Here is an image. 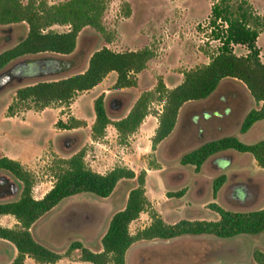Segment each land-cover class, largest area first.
I'll list each match as a JSON object with an SVG mask.
<instances>
[{
	"label": "rangeland",
	"instance_id": "1",
	"mask_svg": "<svg viewBox=\"0 0 264 264\" xmlns=\"http://www.w3.org/2000/svg\"><path fill=\"white\" fill-rule=\"evenodd\" d=\"M62 1L47 0L49 4ZM215 1L106 0L102 23L108 40L106 35L85 26L78 34L72 54L31 57H57L69 62V67L57 72L49 69L44 73L13 78L0 90V156L23 161L24 167L33 173V197L39 198L51 188L57 159L67 158L84 149V160L95 171L103 173L116 165L130 167L136 174L141 169L146 170L145 193L151 208L141 212L130 224L132 233L150 222L149 213L153 210L165 221L175 222L182 218L217 219L218 214L208 207L212 201L230 210L264 208V168L258 166L250 155L237 152L238 157H235L227 152L207 159L199 170L180 162L185 152L210 138L229 133L243 139L239 134L242 115L254 102L247 103L248 91L238 80H225L209 98L186 103L170 136L154 150L151 149L154 133L151 129L144 133L136 130L128 136L126 143H119L117 132L110 124L102 138L94 140L91 137L90 127L95 117L93 100L99 94H104L108 116L118 119L128 112L142 91L154 88L158 79L168 84L177 83L185 70L209 61L219 43L210 36L208 25L210 7ZM248 2L256 13H264V0ZM52 28L63 31L67 26L53 25ZM26 31L27 25L23 22L0 25V51L18 42ZM103 45L117 51L148 46L155 55L137 74L138 82L134 87H113L115 73L111 72L98 88L77 94L72 106L52 104L42 110L28 109L7 115V106L17 87L82 71L87 66L89 55ZM256 45L264 61V28L256 39ZM233 49L236 54L246 53L244 46L236 45ZM58 107L60 110L56 109ZM160 108L161 104L157 102L151 105L152 113ZM226 108H229V115L221 122L215 112ZM74 115L83 117L86 126L70 130L56 126L58 119L65 122ZM218 123H221L219 129L216 128ZM247 138L256 137L248 134ZM220 174H224L226 179L214 197L212 182ZM0 183L5 186L0 190V201L18 197L20 183L12 175L1 170ZM135 185V178H125L107 197L80 192L64 198L32 224L30 231L35 239L60 253H64L74 240H85L92 248H97L107 220L125 205L128 191ZM180 189H185L182 196H167L168 191ZM14 221L11 216V222ZM0 224L6 226L9 222L0 219ZM255 249L264 251V233L226 239L211 235H184L172 239L141 240L129 248L127 264H256L252 258ZM78 254V250L63 254L64 258L58 264H66L69 259L76 261L74 264H92L79 260ZM1 260L0 257V263L3 262ZM23 264L41 263L30 257Z\"/></svg>",
	"mask_w": 264,
	"mask_h": 264
},
{
	"label": "trees",
	"instance_id": "2",
	"mask_svg": "<svg viewBox=\"0 0 264 264\" xmlns=\"http://www.w3.org/2000/svg\"><path fill=\"white\" fill-rule=\"evenodd\" d=\"M106 0H64L49 4L47 0H0V25L23 22L27 25L25 35L14 45L0 51V72L10 65L19 63L15 71L19 76L55 72L69 67L57 57L74 52L81 29L90 26L106 35L102 23ZM53 25H66L67 29L57 31ZM208 25L210 36L218 40L215 51L207 63L189 68L182 74V80L173 87H167L158 79L152 89L142 91L128 112L118 118L108 116L104 94L93 100L94 121L91 137L96 140L105 135L107 125H112L119 143H126L145 116L157 117V126L151 136L154 150L175 128L181 108L188 102L209 97L225 78L240 81L257 107L250 108L241 120L239 131L244 133L257 121L264 120V61L256 39L264 28V13H256L248 0H216L211 4ZM244 46L246 53L236 54L233 47ZM44 57H35L36 55ZM155 52L148 46L139 49L117 51L101 46L88 57L84 70L60 78L38 80L17 87L12 101L7 106V115L19 111L42 110L52 104L68 107L74 97L100 83L110 72H115V88L132 87L137 84V74L146 68ZM60 64V68L55 63ZM68 64V65H66ZM23 66V67H21ZM161 108L152 113V103ZM56 126L73 129L86 126L83 119L69 116L67 121L57 120ZM233 150L249 154L258 166L264 168V138L255 142H244L233 134L210 138L197 147L185 152L180 162L193 165L199 170L211 156ZM85 151L79 149L67 158L57 159L54 164V182L42 197L32 195L33 173L17 159L0 156V171H6L20 183L16 199L0 201V215L10 214L17 223L13 227L0 224V239L11 242L16 256L8 264H23L26 256L39 263H54L63 254L79 251V260L92 264H126L125 255L129 247L139 240L172 239L184 235H211L217 238H232L243 234L264 233V208L253 210H230L212 201L208 207L218 214L215 220L186 219L176 222L165 221L156 211H151L150 223L136 232L129 225L140 213L149 211L150 201L145 193L146 170L137 174L124 165H116L106 172H98L84 160ZM135 178L136 185L129 189L123 208L115 211L102 235L101 250L94 251L78 240L72 241L64 253L57 252L39 242L30 228L38 219L55 207L61 200L80 192H89L100 197L109 196L121 179ZM220 174L213 179L212 194L215 197L225 182ZM185 189L168 191L167 196H182ZM252 258L256 264H264V251L255 249Z\"/></svg>",
	"mask_w": 264,
	"mask_h": 264
},
{
	"label": "crops",
	"instance_id": "3",
	"mask_svg": "<svg viewBox=\"0 0 264 264\" xmlns=\"http://www.w3.org/2000/svg\"><path fill=\"white\" fill-rule=\"evenodd\" d=\"M115 73V72H114ZM109 74H111V72L109 73ZM108 74V75H109ZM108 75L100 82V83H98L96 86H94L93 88H98L100 85H102V83H104V81H105V79L108 77ZM115 78H116V74H115ZM182 80V78L181 79H179V81L177 82V83H174V84H168V83H166L165 82V85L167 86V87H173V86H175L176 84H178L180 81ZM225 80H236V79H232V78H225V79H223L221 82H220V84L218 85V87H217V89L219 88V86L225 81ZM112 81H113V79H112ZM114 81H115V79H114ZM114 81H113V83H114ZM138 82V81H137ZM132 87H134V86H132ZM93 88H91V89H93ZM126 88H129V87H126ZM90 89V90H91ZM118 89H124V88H118ZM216 89V90H217ZM215 90V91H216ZM89 91V90H88ZM88 91H85V92H88ZM214 91V92H215ZM213 92V93H214ZM212 93V94H213ZM211 94V95H212ZM247 94L248 95H246V97H247V103L249 104L250 102H254V100L252 99V97L250 96V94L247 92ZM210 95V96H211ZM209 96V97H210ZM209 97H207V98H209ZM206 98V99H207ZM71 106H72V104H71ZM252 107H257V105L255 104V102H254V104H253V106H250V107H247V110H245V112L243 113V115H242V119H243V117H244V115H245V113L250 109V108H252ZM60 108L61 107H58V108H56L57 110H60ZM46 109V108H45ZM229 115V108H226L225 110H223L222 112H215V116L218 118V120H220L221 122H222V120H224V118H226V116H228ZM74 117L75 118H77V119H83V117H78V116H76V115H74ZM62 120H63V117H62ZM84 120V119H83ZM220 124L221 123H218L217 124V126H216V128H220ZM88 126H90V125H88ZM157 126V117L155 116V115H152V114H148L147 116H145V118L143 119V121L141 122V124L139 125V127L137 128V131L139 130L141 133H144V132H148L150 129H151V131H153L154 130V128ZM82 127V126H81ZM175 127H176V125H175ZM79 127H77V128H73V129H78ZM91 128V127H90ZM68 130H70V129H68ZM174 130V129H173ZM136 133V132H135ZM172 133V132H171ZM259 133H262V134H259ZM229 134V133H228ZM228 134H225V135H228ZM240 134V136H242L243 137V139H242V141H244V142H248V143H251V142H255V141H257V140H259V139H261V138H264V120H261V121H257V122H255L250 128H249V130H247L246 132H244V133H239ZM248 134H250V136L251 137H256V138H253V139H249V138H247V136H248ZM224 134H222L221 136H223ZM234 135V134H233ZM169 136H170V134H169ZM168 137V136H167ZM166 137V138H167ZM165 138V139H166ZM92 142V141H91ZM230 153V154H233L235 157H238V154H237V151H233V150H227V151H224V152H220V153H217V154H215V155H213V156H211V157H214V156H220L221 154H224V153ZM241 153V152H240ZM247 154V153H246ZM249 155V154H248ZM211 157H209V158H211ZM208 158V159H209ZM18 160V159H17ZM234 160V159H233ZM21 162H23V161H21ZM220 169V168H219ZM40 197H42V195L40 196ZM39 197V198H40ZM124 207V206H123ZM122 207V208H123ZM11 216L12 215H10V214H3V215H0V219L1 220H5V221H7V222H9V224L8 225H6L7 227H13L16 223H17V221L15 220L14 221V223H12L11 222ZM111 217V216H110ZM110 217H109V219H110ZM15 219V218H14ZM135 221V220H134ZM134 221H132V222H134ZM107 222H109L108 220H107ZM131 222V223H132ZM176 222V221H175ZM130 223V224H131ZM150 223V222H149ZM148 223V224H149ZM169 223H173V222H169ZM147 224V225H148ZM12 225V226H11ZM107 225H108V223L106 224V226H105V230H104V232L106 231V228H107ZM3 226H5V225H3ZM130 226V225H129ZM144 226H146V225H144ZM143 226V227H144ZM143 227H141V228H143ZM140 228V229H141ZM50 239V238H49ZM85 239V238H84ZM0 240H2L1 242L2 243H0V244H2V245H0V257H1V261H3V262H1L0 264H8V263H10L11 261H12V259L16 256V253H17V250H16V248H15V246L11 243V242H9V241H6V240H3V239H0ZM39 242H41V243H43V244H45V242H43V241H41V240H39V239H37ZM85 241V240H84ZM84 241H82V243L85 245V246H87V247H90V249H92V250H94V251H99V250H101V248H102V246H101V242H100V245L97 247V248H92L89 244H87V242H84ZM139 241H141V240H139ZM142 241H149V240H142ZM132 246V245H131ZM130 246V247H131ZM129 247V248H130ZM129 250V249H128ZM128 250H127V252H126V255H125V261H126V264H127V256H128ZM79 256V254L76 256V257H78ZM28 258H30L29 256H26L25 257V259H24V262L28 259ZM64 257H61L59 260H57L56 262H54V263H41V264H58V262L61 260V259H63ZM23 262V263H24ZM34 262H36L35 260H34ZM76 261H71L70 259L68 260V261H66V264H74ZM39 263V262H38Z\"/></svg>",
	"mask_w": 264,
	"mask_h": 264
},
{
	"label": "water",
	"instance_id": "4",
	"mask_svg": "<svg viewBox=\"0 0 264 264\" xmlns=\"http://www.w3.org/2000/svg\"><path fill=\"white\" fill-rule=\"evenodd\" d=\"M19 63H15L12 67H9L8 69L0 72V90H2L9 81H11L13 78L15 79H19V71H15V69H17V67H19ZM56 67L60 68V64H58L57 62L55 63ZM68 65V64H66ZM23 67V66H21ZM52 72H55V70L53 69Z\"/></svg>",
	"mask_w": 264,
	"mask_h": 264
},
{
	"label": "flooded vegetation",
	"instance_id": "5",
	"mask_svg": "<svg viewBox=\"0 0 264 264\" xmlns=\"http://www.w3.org/2000/svg\"><path fill=\"white\" fill-rule=\"evenodd\" d=\"M1 188L4 189L5 186H3V184L0 183V190H1Z\"/></svg>",
	"mask_w": 264,
	"mask_h": 264
}]
</instances>
